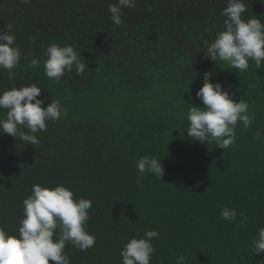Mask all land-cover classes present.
<instances>
[{"label": "trees", "instance_id": "1", "mask_svg": "<svg viewBox=\"0 0 264 264\" xmlns=\"http://www.w3.org/2000/svg\"><path fill=\"white\" fill-rule=\"evenodd\" d=\"M244 2L243 18L264 23V0ZM109 3L0 0V31L11 23L22 53L14 79L0 68V92L35 83L42 107L56 99L67 113L46 122L35 145L0 134V226L16 233L32 186L59 184L92 201L85 227L95 245L81 251L67 243L70 264H123L124 245L153 229L150 264H176L182 254L186 264H264L253 247L264 227V69L250 60L240 72L205 56L223 30L226 0H136L121 25ZM52 43L72 45L84 74L73 67L57 82L43 59L30 68ZM206 72L249 104L252 123L238 121L227 149L186 132L190 107H204L196 92ZM142 156L161 158L164 172L161 179L145 172L140 186ZM224 207L236 209L235 222L221 217Z\"/></svg>", "mask_w": 264, "mask_h": 264}, {"label": "clouds", "instance_id": "2", "mask_svg": "<svg viewBox=\"0 0 264 264\" xmlns=\"http://www.w3.org/2000/svg\"><path fill=\"white\" fill-rule=\"evenodd\" d=\"M28 4L31 0H21ZM227 6L222 9L225 17L223 30L207 46V58L217 62L223 61L229 69L246 72L249 61H254L257 70L264 69V23L257 16L244 19L247 11L244 0H226ZM136 0H115L109 3L110 19L116 25L123 23V9L135 8ZM9 23L7 30L0 31V68L8 70V78L14 79L12 71L19 64L21 49L16 45V36ZM46 59L31 58L30 68L40 66L43 59L44 74L54 81H59L65 72L75 67L77 75H83L86 64L72 45L60 46L50 44L44 49ZM41 87L32 83L23 87H12L0 92V109L6 110L0 118V134H8L28 144H38V132L47 130L48 121H55L67 115L59 100L52 99L46 107L40 96ZM204 107L191 106L187 113L189 126L187 134L201 143L215 141L221 149L229 148L236 139V125L243 123L248 128L252 123L249 104L243 99L234 100L233 94L225 90L219 82L210 81V73L203 77L202 87L196 92ZM24 129H27L25 131ZM137 184L145 172L156 177L163 176L161 158L142 156L137 164ZM142 186V185H140ZM23 216L19 221L18 231L9 233L0 226V264H70L65 254L67 243L81 251L95 245V234L85 227L88 209L92 201L86 198H74L73 192L63 186L54 187L34 184L29 196L23 200ZM221 217L229 222L237 220L234 208L221 209ZM247 217L240 214V224ZM159 235L156 230H147L142 237L133 236L120 251L123 264H150L155 248L153 238ZM255 255L264 253V227L258 229V237L253 241ZM161 264L163 262L161 261ZM176 264H186L182 254L176 258Z\"/></svg>", "mask_w": 264, "mask_h": 264}]
</instances>
